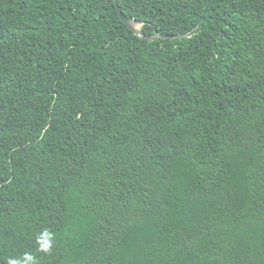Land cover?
Returning a JSON list of instances; mask_svg holds the SVG:
<instances>
[{
    "label": "trees",
    "instance_id": "16d2710c",
    "mask_svg": "<svg viewBox=\"0 0 264 264\" xmlns=\"http://www.w3.org/2000/svg\"><path fill=\"white\" fill-rule=\"evenodd\" d=\"M207 1L0 0V264H264V0Z\"/></svg>",
    "mask_w": 264,
    "mask_h": 264
},
{
    "label": "water",
    "instance_id": "95a60500",
    "mask_svg": "<svg viewBox=\"0 0 264 264\" xmlns=\"http://www.w3.org/2000/svg\"><path fill=\"white\" fill-rule=\"evenodd\" d=\"M115 2H116V5H117L119 14H120L121 18L123 19V21L126 22L129 27L133 28L136 31L137 34L143 35L144 34L143 30L139 28L140 26L137 27L139 22H137L135 20H130L124 14V12L122 11V8L120 7V5L118 3V0H115ZM210 2H211V0L207 1L205 11H207V9H208V7L210 5ZM202 20H203V17L199 20V22L197 23L196 27L192 31H190V32H188L186 34H163V33H159L158 34L157 33L154 36L153 35H147L146 37L147 38H160V37H163V38H182L184 36L190 37V36H192L193 34H195L197 32L198 28L201 25Z\"/></svg>",
    "mask_w": 264,
    "mask_h": 264
},
{
    "label": "rangeland",
    "instance_id": "374dc122",
    "mask_svg": "<svg viewBox=\"0 0 264 264\" xmlns=\"http://www.w3.org/2000/svg\"><path fill=\"white\" fill-rule=\"evenodd\" d=\"M139 26H140V23H138L137 27H139Z\"/></svg>",
    "mask_w": 264,
    "mask_h": 264
}]
</instances>
